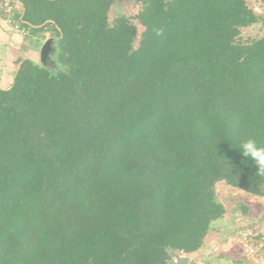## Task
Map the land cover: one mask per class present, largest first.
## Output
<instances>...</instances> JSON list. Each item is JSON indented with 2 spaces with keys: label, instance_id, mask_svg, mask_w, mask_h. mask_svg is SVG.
Wrapping results in <instances>:
<instances>
[{
  "label": "trees",
  "instance_id": "1",
  "mask_svg": "<svg viewBox=\"0 0 264 264\" xmlns=\"http://www.w3.org/2000/svg\"><path fill=\"white\" fill-rule=\"evenodd\" d=\"M18 1L58 68L24 58L0 87V264H167L224 215L216 183L264 196L233 146L264 141L246 0H130L139 34L115 0Z\"/></svg>",
  "mask_w": 264,
  "mask_h": 264
},
{
  "label": "rangeland",
  "instance_id": "2",
  "mask_svg": "<svg viewBox=\"0 0 264 264\" xmlns=\"http://www.w3.org/2000/svg\"><path fill=\"white\" fill-rule=\"evenodd\" d=\"M247 4L252 7L264 19V5L260 0H246ZM139 6L133 4L130 0H115L108 12L109 21L113 20L117 15H125L136 25L138 34L142 31L141 25L133 18ZM4 19V13L0 8V87L7 88L12 81L14 70L18 66V62L24 58H30L35 63L45 66L50 70H55L58 65L55 61V45L54 39L48 35L40 39L25 37L21 31L14 30L11 24ZM264 34V23L259 22L249 27L242 28L239 34L241 40H247L260 37ZM216 198L222 202L225 208L224 215L212 224L211 230L207 233V237L203 242V246L195 252H191V264H205L207 260L216 257L220 262L226 258L229 264H258L252 259L245 256L241 246L238 243V231L246 226L255 224L262 219H253L252 215L259 213L258 205L254 201H249L250 194L241 190L231 188L224 182H218L215 185ZM251 199V198H250ZM257 205V206H256ZM247 208L244 212L242 207ZM257 208V210L255 209ZM206 245V246H205ZM180 252H171L170 259L167 264H174ZM189 259V258H188ZM175 262V261H174ZM227 262V261H226ZM223 261L222 264L226 263ZM234 262V263H233ZM216 263V262H215ZM214 263V264H215ZM218 264V262L216 263ZM221 264V262H220Z\"/></svg>",
  "mask_w": 264,
  "mask_h": 264
},
{
  "label": "built area",
  "instance_id": "3",
  "mask_svg": "<svg viewBox=\"0 0 264 264\" xmlns=\"http://www.w3.org/2000/svg\"><path fill=\"white\" fill-rule=\"evenodd\" d=\"M0 8L5 15V21L11 24L14 30L19 31L18 26L13 24L12 20L13 14L20 10L19 1L0 0ZM237 240L245 256L255 263L262 260L264 256V219L239 230Z\"/></svg>",
  "mask_w": 264,
  "mask_h": 264
},
{
  "label": "clouds",
  "instance_id": "4",
  "mask_svg": "<svg viewBox=\"0 0 264 264\" xmlns=\"http://www.w3.org/2000/svg\"><path fill=\"white\" fill-rule=\"evenodd\" d=\"M238 149L240 155L250 160L255 166V173L264 176V141L255 136H245L237 144L233 145Z\"/></svg>",
  "mask_w": 264,
  "mask_h": 264
},
{
  "label": "crops",
  "instance_id": "5",
  "mask_svg": "<svg viewBox=\"0 0 264 264\" xmlns=\"http://www.w3.org/2000/svg\"><path fill=\"white\" fill-rule=\"evenodd\" d=\"M4 20V19H3ZM251 198V199H250ZM250 198H249V201H254V202H256L257 203V205H258V210L260 209L261 211L259 212V213H256V214H254V215H252V217H250V221H253V219H258V220H260V219H264V196H253V195H250ZM256 205V206H257ZM245 207V206H244ZM246 208V207H245ZM256 210H257V208H255ZM246 210H247V208H246ZM215 223V222H214ZM217 223V222H216ZM207 237V236H206ZM205 237V238H206ZM205 238H204V240H205ZM203 246V245H202ZM206 246V245H205ZM195 252V251H194ZM193 253V252H192ZM189 254L190 253H182V252H180V254H178V255H181V256H186L187 258H189L188 259V262H187V264H191V261H190V257H188L189 256ZM219 259H217L216 257H212V259L209 261V260H207V262H205V264H214L215 262L217 263L218 262V264H220V262H221V264L223 263V261H227L226 263H224V264H229V262H228V260L226 259V258H223L220 262L218 261ZM175 261V259L173 260V262ZM215 263V264H216ZM234 263V262H233ZM237 262H235V264H236ZM196 264V263H195ZM197 264H201V262H199V263H197ZM238 264H245L244 262H238ZM258 264H264V256H263V259L262 260H260V261H258Z\"/></svg>",
  "mask_w": 264,
  "mask_h": 264
},
{
  "label": "water",
  "instance_id": "6",
  "mask_svg": "<svg viewBox=\"0 0 264 264\" xmlns=\"http://www.w3.org/2000/svg\"><path fill=\"white\" fill-rule=\"evenodd\" d=\"M176 260L173 262L174 264H187L188 258L186 256H181V255H175Z\"/></svg>",
  "mask_w": 264,
  "mask_h": 264
}]
</instances>
